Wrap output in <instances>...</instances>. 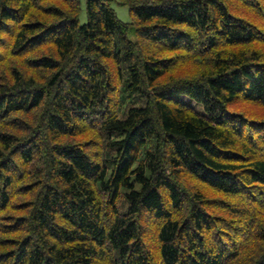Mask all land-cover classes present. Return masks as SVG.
I'll return each mask as SVG.
<instances>
[{
	"label": "trees",
	"instance_id": "obj_1",
	"mask_svg": "<svg viewBox=\"0 0 264 264\" xmlns=\"http://www.w3.org/2000/svg\"><path fill=\"white\" fill-rule=\"evenodd\" d=\"M110 1L0 0V264H264V0Z\"/></svg>",
	"mask_w": 264,
	"mask_h": 264
},
{
	"label": "rangeland",
	"instance_id": "obj_2",
	"mask_svg": "<svg viewBox=\"0 0 264 264\" xmlns=\"http://www.w3.org/2000/svg\"><path fill=\"white\" fill-rule=\"evenodd\" d=\"M238 1V0H237ZM85 2L86 0H80V7H81V13L79 16V22L80 24H83L85 22ZM239 5V4H238ZM110 6L113 9V11L115 12L116 17L124 23H129L130 22V16L128 13V8L123 5L120 4L118 0H111L110 1ZM240 10H242L245 13V16L248 15L249 17H252L253 19H256L257 22V15L256 13H253L251 9H247V7L241 6L239 5ZM261 46V45H259ZM263 46V45H262ZM194 70V67L191 64H187L185 67H181L180 68V75L182 74H190L192 73ZM176 71H173L172 73H174L175 77L178 76V74H175ZM238 109L240 111L245 112L247 115H255V114H260L262 111L260 109L254 108L252 106L243 104L240 107H238Z\"/></svg>",
	"mask_w": 264,
	"mask_h": 264
}]
</instances>
